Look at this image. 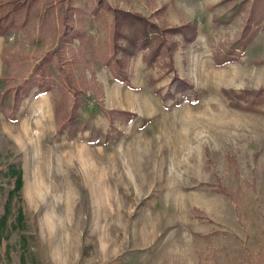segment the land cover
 Returning a JSON list of instances; mask_svg holds the SVG:
<instances>
[{
  "label": "rangeland",
  "instance_id": "rangeland-1",
  "mask_svg": "<svg viewBox=\"0 0 264 264\" xmlns=\"http://www.w3.org/2000/svg\"><path fill=\"white\" fill-rule=\"evenodd\" d=\"M3 214L0 264H264V0H0Z\"/></svg>",
  "mask_w": 264,
  "mask_h": 264
},
{
  "label": "trees",
  "instance_id": "trees-1",
  "mask_svg": "<svg viewBox=\"0 0 264 264\" xmlns=\"http://www.w3.org/2000/svg\"><path fill=\"white\" fill-rule=\"evenodd\" d=\"M114 14L115 42L116 49L122 54H132V52L140 47H147L148 54H144V58L150 61L149 55L154 57L159 53L160 48L166 44L164 35L180 33L184 42L194 39L196 34V23L185 21L180 25H163L160 26L149 19L140 11H130L121 8H112ZM123 39L125 42L121 43ZM176 43H173L172 49H175ZM15 170V166H11ZM16 175L14 188L18 189L22 182V177L19 170ZM9 193H12L11 191ZM5 214L0 216V223H3ZM0 230V241H1Z\"/></svg>",
  "mask_w": 264,
  "mask_h": 264
},
{
  "label": "bare ground",
  "instance_id": "bare-ground-1",
  "mask_svg": "<svg viewBox=\"0 0 264 264\" xmlns=\"http://www.w3.org/2000/svg\"><path fill=\"white\" fill-rule=\"evenodd\" d=\"M206 69H208V68H206ZM212 69V68H211ZM216 74H218V73H216ZM220 74V73H219ZM219 76H221V75H219Z\"/></svg>",
  "mask_w": 264,
  "mask_h": 264
}]
</instances>
